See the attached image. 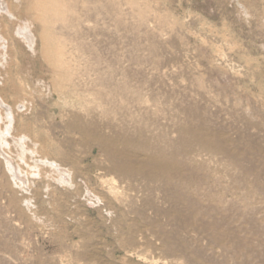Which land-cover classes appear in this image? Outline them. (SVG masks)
I'll return each mask as SVG.
<instances>
[{"label": "rangeland", "instance_id": "374dc122", "mask_svg": "<svg viewBox=\"0 0 264 264\" xmlns=\"http://www.w3.org/2000/svg\"><path fill=\"white\" fill-rule=\"evenodd\" d=\"M21 1L0 264H264V0Z\"/></svg>", "mask_w": 264, "mask_h": 264}, {"label": "bare ground", "instance_id": "6f19581e", "mask_svg": "<svg viewBox=\"0 0 264 264\" xmlns=\"http://www.w3.org/2000/svg\"><path fill=\"white\" fill-rule=\"evenodd\" d=\"M23 1V0H22ZM22 1H21V4H22ZM25 1V0H24ZM37 1V0H36ZM46 3H47V5H48V7L49 8H52L53 7V0H44ZM21 4L19 5V6H21ZM10 6H12V4H10L9 5V9H10V12H12L13 11V9L10 7ZM35 7L37 8V3L35 4ZM25 10H23V8L22 9H20L19 11H17V12H15L14 13V16H17V17H19L20 19H23L24 17H27L28 18V25H26V28H28V27H30V26H32V25H35V22H36V20H40L41 21V14L38 12V14H34L33 13V11L32 10H36L35 8H34V5L30 2V0H27L26 1V5H25V8H24ZM52 11V10H51ZM1 16V15H0ZM5 18V17H4ZM43 19H45V27L49 24H47V22H49L50 21V19H48V15H46V16H44V18ZM0 22H2V23H0L1 24V26H2V28H3V30H0V31H2V32H0L1 34H2V42L4 43V45H3V43H1L0 44V54H1V57L3 58V61L4 60H6V62H5V70L3 71V73H8V78L7 79H11V81H7L6 83H5V81H4V83H5V88L7 89L8 88V90L14 95V96H16V98H17V96H19V94L20 93H24L25 91H26V89H25V86L22 84V83H19L18 84V82H16V81H12L13 79H23L19 74H21V71H22V67L24 66L22 63H21V60L18 58V56H19V54L21 53L20 52V50H18L17 48L15 49V45L16 46H20V44H19V41L15 38V36H14V33H13V31L11 32L10 31V29L8 28V26H6V24L5 23H3V22H5L4 20H1V18H0ZM14 24H16V22L14 23ZM0 26V27H1ZM28 30V29H27ZM37 31V30H36ZM15 33H18L19 35H21V37H24L25 36V38H26V41L27 42H29V37H27V35L26 34H23V33H21L19 30H17V31H15ZM36 39V38H35ZM40 39L41 40H43V37L41 36L40 37ZM0 42H1V39H0ZM34 42H36V41H34ZM37 43V42H36ZM31 44H32V42H31ZM29 47H30V49L33 51V52H36L37 51V48H32V46L31 45H29ZM20 49H23L22 47H20ZM22 51H24V50H22ZM11 53H14V56L16 57V58H13V60L12 61H10L9 59H12V58H10V55H12ZM23 55H24V53H23ZM13 57V56H12ZM33 58V57H32ZM35 58H37V56L35 57ZM8 59V60H7ZM17 60V68H16V70H15V72L13 71V67L15 66V64H16V61ZM26 60V59H25ZM32 61V60H31ZM0 64H3V63H0ZM20 76V77H19ZM6 80V79H5ZM5 90V89H4ZM7 91V90H6ZM12 95V96H13ZM26 95V94H25ZM21 97V96H20ZM24 97V96H23ZM27 97H29V96H27ZM15 99V98H14ZM21 100H22V97L20 98ZM26 99V98H25ZM29 99H31L30 97H29ZM16 100V99H15ZM17 101V100H16ZM15 102V101H14ZM16 104H17V102H16ZM11 114H8V116H7V119H8V124L9 125H12V122H13V119H12V116H10ZM10 117V118H9ZM9 127V126H8ZM7 127V128H8ZM8 130H10V128H8ZM23 134H24V132H23ZM24 138H22L21 137V141H23V142H25V144L27 145V142H26V140L25 139H30V137L28 136V135H22ZM129 144V143H128ZM153 154V153H152ZM151 155V154H150ZM152 157V156H151ZM45 159H47V158H45ZM46 161V160H45ZM52 165V164H51ZM53 166H55V165H53Z\"/></svg>", "mask_w": 264, "mask_h": 264}]
</instances>
